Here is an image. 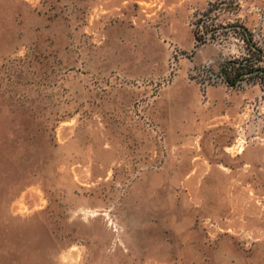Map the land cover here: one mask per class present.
<instances>
[{
	"label": "rangeland",
	"instance_id": "rangeland-1",
	"mask_svg": "<svg viewBox=\"0 0 264 264\" xmlns=\"http://www.w3.org/2000/svg\"><path fill=\"white\" fill-rule=\"evenodd\" d=\"M0 264H264V0H0Z\"/></svg>",
	"mask_w": 264,
	"mask_h": 264
},
{
	"label": "trees",
	"instance_id": "trees-1",
	"mask_svg": "<svg viewBox=\"0 0 264 264\" xmlns=\"http://www.w3.org/2000/svg\"><path fill=\"white\" fill-rule=\"evenodd\" d=\"M248 43H250V40H248ZM250 48L253 49L255 52H259V50H256L253 46H250ZM233 64L234 63L225 65L221 71V74L224 76L226 80V84L229 86L233 85L235 80L237 79L240 80L243 78V76L246 75H253L254 71H257V70H253L250 62L245 63L244 66L240 65L237 68L234 67ZM257 74L258 71L257 73H255V75Z\"/></svg>",
	"mask_w": 264,
	"mask_h": 264
}]
</instances>
